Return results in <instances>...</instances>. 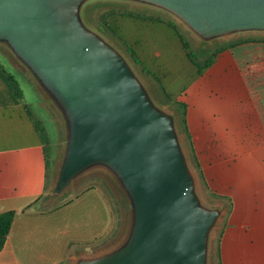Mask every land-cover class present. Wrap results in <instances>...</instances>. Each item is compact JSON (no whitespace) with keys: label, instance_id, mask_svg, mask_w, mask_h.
<instances>
[{"label":"water","instance_id":"95a60500","mask_svg":"<svg viewBox=\"0 0 264 264\" xmlns=\"http://www.w3.org/2000/svg\"><path fill=\"white\" fill-rule=\"evenodd\" d=\"M88 0H0V43L34 76L64 122L51 196L103 167L129 205L122 239L73 264H209L221 208L197 191L174 115L127 59L86 25ZM174 15L200 40L264 30V0H130Z\"/></svg>","mask_w":264,"mask_h":264},{"label":"crops","instance_id":"0c3cea01","mask_svg":"<svg viewBox=\"0 0 264 264\" xmlns=\"http://www.w3.org/2000/svg\"><path fill=\"white\" fill-rule=\"evenodd\" d=\"M139 58L180 116L177 102L184 104L182 145L197 191L202 185L221 208L215 244L210 236L211 263L264 264V30L225 36L200 73L184 49ZM42 105L41 99L27 101L24 90L17 100L0 69V212L14 211L0 264H73L79 255L103 251L99 243L116 229L115 192L108 184L88 185L54 204L46 199L43 143L25 109L45 126L51 144ZM96 190L106 221L84 229L70 209Z\"/></svg>","mask_w":264,"mask_h":264},{"label":"rangeland","instance_id":"374dc122","mask_svg":"<svg viewBox=\"0 0 264 264\" xmlns=\"http://www.w3.org/2000/svg\"><path fill=\"white\" fill-rule=\"evenodd\" d=\"M81 16L87 26L101 34L106 41H108L127 59L135 74L142 79L148 88L154 103H157L160 107L174 115L177 131L180 134V138L181 135L183 137L182 143L184 142V144L187 145L185 135L183 134L184 132L181 128L180 112H176L174 102H172L164 92L160 91L162 88L157 85L155 76L146 72L141 64L134 62L131 54L127 51L126 44L123 40H125L133 50L143 58L152 57L154 52L158 49L165 51L168 50V52L173 50L178 52V54H183V49L176 33L172 28L164 25L165 22L169 21L174 24L182 34L183 38L188 41L190 49L196 55L197 61L202 63L205 58L211 55V53L223 47L225 44V37L215 38L211 41L200 40L192 35L189 29L179 19L166 10L130 0H88L82 7ZM150 18L158 19L160 21L151 22L152 20H150ZM0 61L18 80L19 85L24 90L25 99L27 101L41 99L43 102L42 106L45 108V116L48 117L45 124L48 127L52 140L51 144L49 142L46 199L54 204L62 198H66L71 194L81 191L83 187L88 185H98L100 182L105 183V185L108 184L115 192L113 194H115L116 229L110 237L101 241L99 245L104 243L105 249L115 245L126 234L129 223V205L118 182L105 168L93 167L75 177L59 196H51L63 153L65 134L64 122L60 113L56 110L48 95L42 91L34 76L2 43H0ZM188 62L189 61H187V64ZM43 127L45 130L44 125ZM98 192L99 190H96L93 193H88L85 196L80 197L70 209V214L77 219V225L80 224L84 229L86 225L91 222L94 228L97 227V224L98 228H101L104 221H106L102 210L97 206L98 203L96 204V201L100 199L99 195H97ZM198 192L204 203L209 206H215L212 204V196L205 191L202 185ZM217 225L218 223L212 231V234H214V244L218 233ZM81 244L80 246L82 249L86 248V245ZM88 247L89 248H86L87 253H92V246ZM208 260L209 264H217L215 260H212L211 263L210 256Z\"/></svg>","mask_w":264,"mask_h":264},{"label":"trees","instance_id":"16d2710c","mask_svg":"<svg viewBox=\"0 0 264 264\" xmlns=\"http://www.w3.org/2000/svg\"><path fill=\"white\" fill-rule=\"evenodd\" d=\"M150 20H152V21H160L158 19H152V18H150ZM164 24L170 26L171 28H173L176 31V33H177V35H178V37H179V39L181 41L182 47H183L187 57L196 66L198 73H200L205 67H207L213 61L216 51L211 53V55L208 56L207 58H205L203 63L200 64L197 61V59H196L195 53L190 49V45H189L188 41L183 38L182 34L174 26V24L172 22H169V21L165 22ZM123 41L126 44L127 51L131 54V57L134 60V62L137 63V64H141L142 68L146 72L151 73L146 68V66H144L141 63L139 56L133 50V48L125 40H123ZM0 69L5 74L8 82H9V85H10V88H11V91H12L14 97L17 100H22V98H23V90H22L21 86L19 85L18 80L15 78V76L13 74H11L9 71H7L2 64H0ZM163 92L165 93V95L169 99H171V97L164 90H163ZM177 103L183 109V114L181 115V125H182L181 128H182L183 132L186 133V120H185L184 104L181 103V102H177ZM25 109H26L27 114L29 115L31 121L33 122L34 127H35L36 131L38 132V134H39V136L41 138V141L43 143V152H44V156H45L46 165H47V168H48V165H49V140H48V136H47V134H46V132L44 130V127L42 126L41 122L33 117V115L31 113V111L29 110L28 106H25ZM187 137H188V135H187ZM188 139H189V137H188ZM13 216H14V211L13 210H6V211L0 212V250L3 247L6 235L9 232V229L11 227Z\"/></svg>","mask_w":264,"mask_h":264}]
</instances>
